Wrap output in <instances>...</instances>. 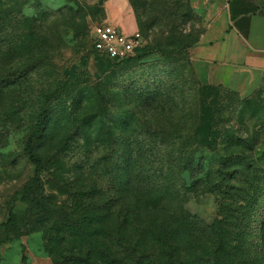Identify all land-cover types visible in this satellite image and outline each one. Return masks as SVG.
Segmentation results:
<instances>
[{
	"label": "rangeland",
	"instance_id": "1",
	"mask_svg": "<svg viewBox=\"0 0 264 264\" xmlns=\"http://www.w3.org/2000/svg\"><path fill=\"white\" fill-rule=\"evenodd\" d=\"M106 1L9 0L4 7L23 17L11 22L0 48V264H53L38 224L47 214L43 202L61 206L50 213L54 223L65 214L68 222L89 216L96 204L118 207L129 170L136 182L152 169L143 185L154 189L163 188L166 170L172 193L163 208L182 207L203 225L221 218L233 231L244 228L251 249L261 251L264 84L248 91L206 84L191 58L220 0H129L154 50L124 62L94 51L93 28L106 20ZM62 80L78 81L51 100L45 127L35 131L45 96ZM194 134L217 149H199L182 170L170 157L187 151ZM237 153L261 160L255 169L237 166ZM221 167L231 171L228 187L216 186ZM38 172L45 197L32 202L24 188Z\"/></svg>",
	"mask_w": 264,
	"mask_h": 264
},
{
	"label": "trees",
	"instance_id": "2",
	"mask_svg": "<svg viewBox=\"0 0 264 264\" xmlns=\"http://www.w3.org/2000/svg\"><path fill=\"white\" fill-rule=\"evenodd\" d=\"M9 0H0V48L6 46L7 29L17 17H23L22 10L11 13L5 10ZM1 50V49H0ZM154 48L146 44L136 56L116 60V62L136 61L153 52ZM95 51V49H94ZM97 56H100L95 51ZM103 57V56H100ZM108 58V57H105ZM111 59V58H109ZM86 75V71L83 72ZM5 77V76H4ZM2 75L0 79L3 78ZM80 80V79H79ZM78 81V80H77ZM77 81L62 80L44 98L37 118L35 131L45 127L49 117V104L52 99L62 96L67 88ZM211 87V86H209ZM207 88V87H206ZM130 125V124H129ZM258 140V139H257ZM188 149H176L172 161L187 170L196 158L199 149L206 147L216 150L214 140L205 141L200 134L187 138ZM243 139L238 138L236 145L242 146ZM245 144H250L246 141ZM174 145L178 147L174 139ZM253 144H251V148ZM250 148V149H251ZM252 150V149H251ZM30 160L40 166L41 159L32 147H29ZM166 155V154H165ZM165 157H162L164 165ZM239 159L237 166L257 167L261 159L256 155L233 154ZM166 160V159H165ZM222 166L228 167L229 159L223 158ZM150 170L141 172L139 180L128 179L122 189L123 202L116 205L96 204L89 216L82 215L67 221L68 214L54 223L50 214L56 207L53 202H43L47 214L39 220L46 238V249L53 257V264H262L264 259V220L260 221L262 231V249L253 251L250 247L249 233L244 228L233 231L228 224L218 218L212 225H203L182 207L169 213L162 204L172 193L168 183L167 171H163V188H151L143 185L149 182ZM229 169H218L219 188L228 187ZM40 173L30 179L24 190L32 202L45 197L43 179ZM148 186V187H147ZM186 187L182 183V188ZM214 188V187H213ZM216 191V189H213ZM62 209V208H61Z\"/></svg>",
	"mask_w": 264,
	"mask_h": 264
},
{
	"label": "crops",
	"instance_id": "3",
	"mask_svg": "<svg viewBox=\"0 0 264 264\" xmlns=\"http://www.w3.org/2000/svg\"><path fill=\"white\" fill-rule=\"evenodd\" d=\"M219 5L207 33L191 49L198 75L206 84L239 91L264 84V0H220ZM105 10L106 23L127 34L138 30L129 0H108Z\"/></svg>",
	"mask_w": 264,
	"mask_h": 264
},
{
	"label": "built area",
	"instance_id": "4",
	"mask_svg": "<svg viewBox=\"0 0 264 264\" xmlns=\"http://www.w3.org/2000/svg\"><path fill=\"white\" fill-rule=\"evenodd\" d=\"M93 43L95 51L100 56L119 61L136 56L147 44L139 30L127 34L119 27L106 22L94 26Z\"/></svg>",
	"mask_w": 264,
	"mask_h": 264
}]
</instances>
